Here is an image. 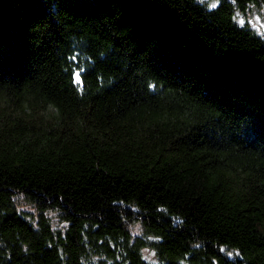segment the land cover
<instances>
[{
	"label": "trees",
	"instance_id": "1",
	"mask_svg": "<svg viewBox=\"0 0 264 264\" xmlns=\"http://www.w3.org/2000/svg\"><path fill=\"white\" fill-rule=\"evenodd\" d=\"M254 6L0 0V264H264Z\"/></svg>",
	"mask_w": 264,
	"mask_h": 264
},
{
	"label": "rangeland",
	"instance_id": "2",
	"mask_svg": "<svg viewBox=\"0 0 264 264\" xmlns=\"http://www.w3.org/2000/svg\"><path fill=\"white\" fill-rule=\"evenodd\" d=\"M204 2L209 3L211 6L213 4L217 5L218 3H220V0H203ZM261 12V8L254 6L251 7L248 11H247V15L248 18H250L253 23L255 25H260L261 27L264 28V20L262 19L261 15H259V13ZM245 18L244 17H237V21L239 23H245ZM263 30V29H262ZM145 255H147V257H149V259H153L154 258V253L152 251H150L149 249H144Z\"/></svg>",
	"mask_w": 264,
	"mask_h": 264
},
{
	"label": "snow or ice",
	"instance_id": "3",
	"mask_svg": "<svg viewBox=\"0 0 264 264\" xmlns=\"http://www.w3.org/2000/svg\"><path fill=\"white\" fill-rule=\"evenodd\" d=\"M201 2H203V0H201ZM212 7L215 8L216 5L213 4ZM80 79H81V74H80V73H76V74H75V80H76V82H79Z\"/></svg>",
	"mask_w": 264,
	"mask_h": 264
}]
</instances>
